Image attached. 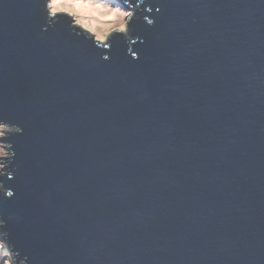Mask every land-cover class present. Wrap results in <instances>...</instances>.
<instances>
[{
  "label": "water",
  "instance_id": "obj_1",
  "mask_svg": "<svg viewBox=\"0 0 264 264\" xmlns=\"http://www.w3.org/2000/svg\"><path fill=\"white\" fill-rule=\"evenodd\" d=\"M40 4L0 0L29 264H264V0H145L103 51Z\"/></svg>",
  "mask_w": 264,
  "mask_h": 264
},
{
  "label": "clouds",
  "instance_id": "obj_2",
  "mask_svg": "<svg viewBox=\"0 0 264 264\" xmlns=\"http://www.w3.org/2000/svg\"><path fill=\"white\" fill-rule=\"evenodd\" d=\"M144 3L145 0H138L132 6L129 0H41L40 9L48 26L65 20L71 32L103 51L110 49L117 34L122 35L129 44L140 39L131 35L130 22L139 19L137 13ZM147 11L150 12L151 7H147ZM144 19L149 25L154 23L148 17ZM129 35L135 37V41L130 43ZM110 58L107 54L101 56L103 60ZM133 58L137 56L134 54ZM22 132L23 129L17 124L0 118V199H10L15 195L14 189L6 185L4 178L14 179L16 176L15 168L11 167L16 152L9 137ZM12 219L13 216L6 217L0 213V264H29V256L22 254L11 241L8 222Z\"/></svg>",
  "mask_w": 264,
  "mask_h": 264
}]
</instances>
